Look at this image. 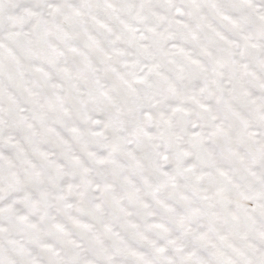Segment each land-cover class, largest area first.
<instances>
[{
	"label": "snow or ice",
	"instance_id": "snow-or-ice-1",
	"mask_svg": "<svg viewBox=\"0 0 264 264\" xmlns=\"http://www.w3.org/2000/svg\"><path fill=\"white\" fill-rule=\"evenodd\" d=\"M0 264H264V0H0Z\"/></svg>",
	"mask_w": 264,
	"mask_h": 264
}]
</instances>
